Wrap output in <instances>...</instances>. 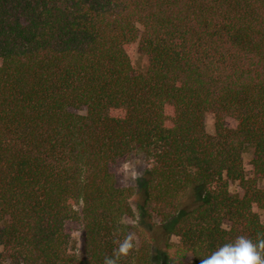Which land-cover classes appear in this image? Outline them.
<instances>
[{"label":"trees","instance_id":"16d2710c","mask_svg":"<svg viewBox=\"0 0 264 264\" xmlns=\"http://www.w3.org/2000/svg\"><path fill=\"white\" fill-rule=\"evenodd\" d=\"M259 181L264 0H0V264H104L127 236L118 264H157L171 235L199 264L264 238Z\"/></svg>","mask_w":264,"mask_h":264},{"label":"rangeland","instance_id":"374dc122","mask_svg":"<svg viewBox=\"0 0 264 264\" xmlns=\"http://www.w3.org/2000/svg\"><path fill=\"white\" fill-rule=\"evenodd\" d=\"M128 54L134 63V66L139 69H143L147 63L146 58L139 54L137 50V44H131L127 48ZM205 123H206V130L211 131L212 125H213V119L210 114H207L205 116ZM227 126L233 127L234 121L231 119H227L226 121ZM252 158V150L250 147H245L242 152V160L245 167V173L247 175H250V167L249 163ZM147 162L144 159L142 154H134L132 155L128 161H125L121 164H119L116 167L119 181L127 186H134L135 184H138L139 181H137L138 178L141 177V175L144 173V170L147 167ZM259 187H264V181L258 182ZM230 193L238 192L237 190V183L231 182L229 185ZM138 195H134L132 199V204L134 205L137 201ZM257 213L260 216V219L264 222V212L254 208ZM125 222L131 225V233L134 237V240L137 244L140 243V237L137 235L135 228L132 226L134 223L133 217L127 216L124 218ZM154 222V221H152ZM151 227V226H150ZM78 224L76 223H68L66 225V231L70 235V246H73V248L79 247V233H78ZM169 246H165L162 243L159 244V255H160V262L157 264H185L190 262L191 255L185 251L178 243V239L171 235L168 239Z\"/></svg>","mask_w":264,"mask_h":264},{"label":"clouds","instance_id":"9594fccd","mask_svg":"<svg viewBox=\"0 0 264 264\" xmlns=\"http://www.w3.org/2000/svg\"><path fill=\"white\" fill-rule=\"evenodd\" d=\"M133 247L132 237H125L114 249L113 255L104 258V264H118L119 259L127 256ZM199 264H264V238L254 242L249 237L238 236L200 258Z\"/></svg>","mask_w":264,"mask_h":264}]
</instances>
